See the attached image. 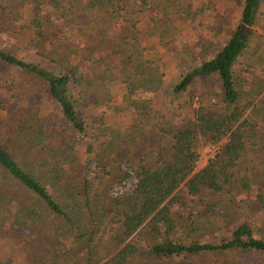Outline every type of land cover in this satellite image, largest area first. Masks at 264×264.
<instances>
[{"label": "trees", "instance_id": "1", "mask_svg": "<svg viewBox=\"0 0 264 264\" xmlns=\"http://www.w3.org/2000/svg\"><path fill=\"white\" fill-rule=\"evenodd\" d=\"M261 1L245 0L240 21L226 43L213 57L192 66L174 85L175 92H183L196 78L215 76L223 108L200 106L195 117L182 126H163L160 134H153L158 135L153 144L146 143L143 148L133 187L97 204L91 191L93 179L112 176V171L107 170L105 155L91 156V144L82 146L81 138L89 128L80 107L91 111L100 102L94 96V80L122 82L129 88L124 69H119L123 78L113 76L117 68L111 60L113 51L123 49L127 58L128 49L136 44L128 43L125 34L137 30L144 10L167 14L172 5L176 7V0H0V29H11L23 7L31 3L30 16L23 19L35 21L37 27L29 26L22 37L27 40L34 33L35 45L45 49L43 57L54 65L27 60L0 46V69L12 66L20 72L19 78L0 86V222H10L8 228L0 227L2 236L10 235L17 242L28 233L39 240L31 246L40 251L44 241L58 245L55 240L68 237L78 222L84 233L79 240L89 242V251L100 232L111 233L122 245L101 264H131L137 256L264 251V238L256 236L255 225L249 218L238 220L236 212V196L244 192L257 197L249 206L251 216L264 217V189L255 188L259 175L254 169H241L249 145L258 136L257 127L264 125V94L258 99L259 92L248 93L244 98L234 70L249 47ZM48 9L58 14L60 24L57 29L38 31L44 28L41 11ZM118 25L122 32L113 33ZM134 38L138 40L136 35ZM80 39L95 43L88 51L99 53L91 59L99 63L97 76L81 72ZM259 86L263 91L264 82ZM122 139L118 134L123 146ZM221 141L217 154L196 170L200 149ZM191 202L203 208L202 216L192 218L193 236L187 242L174 239L173 232L179 228L171 205L183 207ZM231 219L229 238L202 241L195 235L208 231V222L226 225ZM146 228L159 238L142 248L134 236Z\"/></svg>", "mask_w": 264, "mask_h": 264}, {"label": "rangeland", "instance_id": "2", "mask_svg": "<svg viewBox=\"0 0 264 264\" xmlns=\"http://www.w3.org/2000/svg\"><path fill=\"white\" fill-rule=\"evenodd\" d=\"M244 1L176 0V7L172 5V9H169L167 14L156 13L150 9L144 10L143 17L141 16L137 24V30L130 31L129 36L125 34L127 42L136 46L128 49L127 58L123 49L113 51L111 60H113L112 64L117 66L113 76L121 77L122 71L119 69H124V77L128 79L129 88H125L122 82L104 83L98 79L94 80V96L100 102L91 111L84 105L80 107V114L89 128L87 135L81 138L82 146L85 148L86 144L90 143V155H105L107 170L112 171V176L104 174L100 178L93 179L91 191L97 204H102L109 197L133 187L136 168L144 156L143 148L146 143L153 144L158 138V135L153 136V134H160L163 126L167 123L176 127L182 126L195 117L200 106L212 109L223 108L218 96L219 82L215 76L211 79L198 77L188 90L183 92H175L173 88L192 66L213 57L226 43L230 31L235 29L240 21ZM31 6V3H28L23 7L25 9H22L21 15H16L18 20L12 22L11 29H0V46L27 60L52 67L53 63L43 57L45 49L41 45H35V34H30L27 40L22 37L23 31L29 26L37 27L34 25L37 24L35 21L25 22L23 19L30 16ZM11 10L9 8L10 12ZM0 12H3L2 8ZM41 14L44 28L38 31L46 28L57 29L60 20L56 12L48 9L41 11ZM8 18L6 16L5 20ZM120 27V25L114 27L112 32L121 33ZM53 34L57 35V33ZM135 35L138 40L134 38ZM250 38L249 47L234 66L235 77L243 97L248 93L259 92V99L264 94V90L260 91L259 86L264 82V0L261 1ZM80 40L78 51L81 57L79 59L82 61L81 72L87 76L99 75L100 68H97L100 67L99 63L96 61V65L91 61L96 59L99 53L91 55L88 51L95 43L87 39ZM96 48L99 52L98 44ZM127 61L131 63L125 65ZM19 75L20 72L15 67H2L0 86L16 80ZM103 97L107 98L106 101ZM49 110L55 108L49 106ZM257 129L258 136L249 145L241 169L243 171L254 169L260 181L255 188L263 190L264 125L261 124ZM118 134L123 136L121 141L123 146L119 144ZM221 143L222 141L207 144L200 149L196 170L205 166L209 159L217 154ZM123 169L124 171H120ZM118 175L122 176V180H119ZM256 198L244 192L238 193L237 218L238 220L249 218V221L255 225L256 236L264 238V217L260 215L252 217V210L249 207L254 205ZM9 205L13 207V203ZM171 211L179 228L177 232L176 230L173 232L174 239L190 241L194 233L191 230L192 218L194 215L202 216L203 208L191 202L190 205L183 207L173 204ZM232 219L225 223L226 225L208 222V231L200 234L197 232L195 235L202 241H220L223 237L229 238ZM78 224L80 225L77 222L68 237L55 240L56 243L59 242L58 245L52 241H44L43 249L40 251L31 246L33 243L36 246L39 240L31 238L28 233H25L17 241L18 243L12 236H2L0 233V264H67L66 260H69L70 264H101L113 254V250L122 246L111 238V233L102 235L103 233L100 232L92 245V251H89L87 247L89 242L79 240V236L84 233H81L83 231L79 229ZM1 226L8 228L10 222L5 224L0 222ZM134 237L137 243L138 240L141 241L142 248L159 238L149 228ZM131 264H264V251L235 249L223 254L210 253L168 258L137 256Z\"/></svg>", "mask_w": 264, "mask_h": 264}]
</instances>
